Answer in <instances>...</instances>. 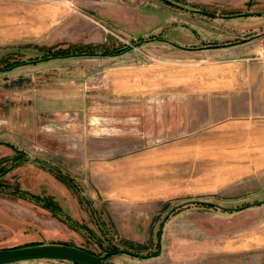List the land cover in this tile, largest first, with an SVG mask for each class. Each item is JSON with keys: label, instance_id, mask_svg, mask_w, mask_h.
I'll return each instance as SVG.
<instances>
[{"label": "rangeland", "instance_id": "rangeland-1", "mask_svg": "<svg viewBox=\"0 0 264 264\" xmlns=\"http://www.w3.org/2000/svg\"><path fill=\"white\" fill-rule=\"evenodd\" d=\"M171 1L0 0V247L264 264V203L114 251L264 197V0Z\"/></svg>", "mask_w": 264, "mask_h": 264}, {"label": "water", "instance_id": "water-1", "mask_svg": "<svg viewBox=\"0 0 264 264\" xmlns=\"http://www.w3.org/2000/svg\"><path fill=\"white\" fill-rule=\"evenodd\" d=\"M174 3V2H173ZM183 9H190L188 6H181ZM197 11H201L200 9H196ZM207 14H213V12L204 11ZM251 11L239 12L237 14H251ZM249 37H241L237 40H232L228 42H219L207 45H200L198 48L204 47H223L231 44H236L247 40ZM136 42L130 43L129 46H136ZM99 52H74V53H65L63 55H45L42 56L41 60H46L52 57H60V56H67L70 54L81 55V54H98ZM37 59H29L27 62H33ZM6 67H2L1 69H5ZM260 203H264V197L260 199H256L253 201H249L245 204H239L235 206H223L218 204L212 200L207 199H200V198H189L182 200L172 206H170L162 215L159 225L157 227L156 237H155V248L150 250L148 253H138V252H131L124 248H117L115 252H127L133 254L138 257H149L154 256L159 253L160 246H159V239L160 233L162 228V223L164 222L165 218L179 206L186 205V204H204L210 206H216L222 209L227 210H238L245 206H252L257 205ZM110 251H105L103 253H93L90 252L82 247L71 245L67 243H57V242H37V243H30L24 244L19 246L13 247H0V264H7L13 263L23 260H30V259H54V260H66L75 264H110L106 261L105 257Z\"/></svg>", "mask_w": 264, "mask_h": 264}, {"label": "trees", "instance_id": "trees-1", "mask_svg": "<svg viewBox=\"0 0 264 264\" xmlns=\"http://www.w3.org/2000/svg\"><path fill=\"white\" fill-rule=\"evenodd\" d=\"M164 1H166V2H168V3H173L171 0H164ZM201 10V12H203V13H205L204 11H207V10H204V9H200ZM237 13H239V12H237ZM237 13H232V14H230V15H236ZM61 51L59 50V51H56V52H54V54H52V55H63V54H65V53H60ZM18 63H21V62H16V63H13L12 65H14V64H18ZM203 205V204H202ZM83 248V247H82Z\"/></svg>", "mask_w": 264, "mask_h": 264}, {"label": "crops", "instance_id": "crops-1", "mask_svg": "<svg viewBox=\"0 0 264 264\" xmlns=\"http://www.w3.org/2000/svg\"><path fill=\"white\" fill-rule=\"evenodd\" d=\"M233 45H236V44L227 45V47H229V46H233ZM223 47H226V46H223ZM220 48H221V47H220Z\"/></svg>", "mask_w": 264, "mask_h": 264}, {"label": "built area", "instance_id": "built-area-1", "mask_svg": "<svg viewBox=\"0 0 264 264\" xmlns=\"http://www.w3.org/2000/svg\"><path fill=\"white\" fill-rule=\"evenodd\" d=\"M262 51H263V53H264V46H263V48H262ZM264 55V54H263Z\"/></svg>", "mask_w": 264, "mask_h": 264}]
</instances>
